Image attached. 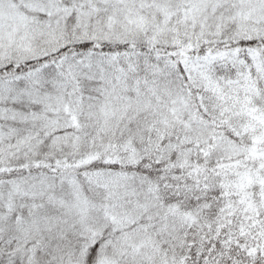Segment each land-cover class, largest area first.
<instances>
[{
	"label": "snow or ice",
	"instance_id": "6c2138e0",
	"mask_svg": "<svg viewBox=\"0 0 264 264\" xmlns=\"http://www.w3.org/2000/svg\"><path fill=\"white\" fill-rule=\"evenodd\" d=\"M0 264H264V0H0Z\"/></svg>",
	"mask_w": 264,
	"mask_h": 264
}]
</instances>
